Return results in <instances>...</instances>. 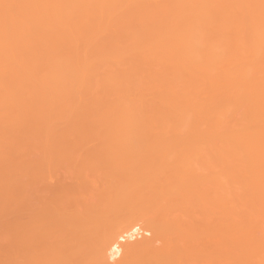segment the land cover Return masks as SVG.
<instances>
[{
  "label": "bare ground",
  "instance_id": "obj_1",
  "mask_svg": "<svg viewBox=\"0 0 264 264\" xmlns=\"http://www.w3.org/2000/svg\"><path fill=\"white\" fill-rule=\"evenodd\" d=\"M0 264H264V0H0Z\"/></svg>",
  "mask_w": 264,
  "mask_h": 264
},
{
  "label": "rangeland",
  "instance_id": "obj_2",
  "mask_svg": "<svg viewBox=\"0 0 264 264\" xmlns=\"http://www.w3.org/2000/svg\"><path fill=\"white\" fill-rule=\"evenodd\" d=\"M139 238L141 237V235L138 236Z\"/></svg>",
  "mask_w": 264,
  "mask_h": 264
}]
</instances>
